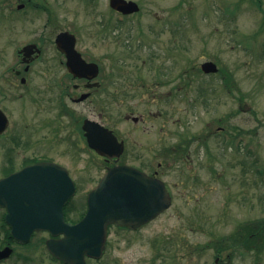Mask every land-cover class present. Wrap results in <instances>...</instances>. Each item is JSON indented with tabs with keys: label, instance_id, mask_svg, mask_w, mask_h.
<instances>
[{
	"label": "rangeland",
	"instance_id": "rangeland-1",
	"mask_svg": "<svg viewBox=\"0 0 264 264\" xmlns=\"http://www.w3.org/2000/svg\"><path fill=\"white\" fill-rule=\"evenodd\" d=\"M132 1L140 12L104 36L98 35L101 25L117 17L109 0L52 3L58 30L75 31L80 49L101 62L105 77L119 73L122 86L133 84L125 87L132 92L115 103L106 98L102 107L87 105L86 115L100 119L102 113L100 121L126 142L122 161L158 171L173 198L172 207L140 233L112 232L111 264H214L213 242L264 221V0L262 10L256 0ZM18 4L0 0V75L45 23L43 17L20 29ZM209 61L233 74L239 88H233L234 95L224 87L221 72L200 70ZM39 78L34 76L33 86ZM184 78H190L188 87ZM179 84L183 88L176 92ZM24 99L13 103L12 116L32 124V102ZM26 107L30 117L20 119ZM191 141L185 154L178 149ZM169 149L179 151L176 160ZM80 153L71 147L60 160L78 184L74 203L83 207L106 164ZM260 255L264 264V250ZM254 259L235 255L231 264H254Z\"/></svg>",
	"mask_w": 264,
	"mask_h": 264
},
{
	"label": "flooded vegetation",
	"instance_id": "flooded-vegetation-1",
	"mask_svg": "<svg viewBox=\"0 0 264 264\" xmlns=\"http://www.w3.org/2000/svg\"><path fill=\"white\" fill-rule=\"evenodd\" d=\"M90 1L92 3L93 0ZM18 2L17 10L23 13L17 18L20 29H27L36 20L43 17L45 23L38 30H35V39L27 42L18 50L15 64L8 69V72L0 75V111L8 118L6 129L0 133V181L28 167L51 164L61 166L68 171L76 186L74 197L64 206V219L67 223L78 224L88 212L89 193L98 183L88 192L83 207H78V204L74 203L78 194L77 181L67 165L60 160V157L62 154L63 156L67 153L70 155V148L74 147L81 152L80 155L82 152H89L94 157L104 161L106 171L114 166L126 165L127 163L122 161L127 152L125 140L120 138L116 130L100 121L103 118L102 113L99 114L100 119L89 118L86 115V106L94 104L98 108L102 107L106 98L115 103L118 101L119 95L123 96L130 91L132 92V90L126 91L125 87H130L133 84L122 86L120 82L122 75L119 73L109 74L110 78L105 77L102 73L101 62L87 58L80 49L79 35L70 29L58 30L55 25L56 19L53 17L54 5L52 3H55V0H18ZM112 11L117 17L107 20L106 24H102V30L98 32V35L104 36L114 33L124 25L119 23L118 14L121 13ZM120 16L126 21L130 17L122 14ZM0 17H2L1 14ZM63 33L74 36L75 49L86 62L95 63L99 66L100 72L97 77L91 78V75H80L71 70L70 58L58 47L57 43L58 37ZM70 45L71 39L69 38L66 46ZM144 46L138 45L137 47L141 49ZM28 47L31 49L24 52V49ZM49 50L53 51V55L47 56ZM155 57L156 54H152V58ZM34 76L40 77L36 86L32 85ZM164 83L158 82V84ZM143 86L145 87L144 84ZM181 89L182 84H179L176 87V92H180ZM13 91L19 93L12 96L10 93ZM23 98L32 102L30 104L31 110H29L31 111L30 115L33 113L32 124L29 121H14L13 119V103ZM29 111L26 107L20 119H28L30 117ZM87 120L108 128L124 144V153L119 159L104 157L89 146L87 131L85 130ZM142 120L143 118H133V121L137 123ZM74 139L76 140L74 141ZM192 145V141L185 147L180 143L178 149L189 150ZM61 146H64L65 150L62 153L59 151ZM56 152L58 155L59 152L61 153L60 157L56 158ZM163 156L166 157L167 153H164ZM138 169L150 177L164 181L159 176L158 171L148 172L146 169ZM8 214V207L3 203L0 196V264H111L113 261L110 260L109 242L112 232L136 234L153 222L141 225L136 229L110 225L102 254L99 257L84 255L82 258L78 255L72 257L71 252L62 247L61 241L65 239V234L55 235L48 230H35L32 233L14 232L13 226L8 222ZM76 214L78 216L74 218ZM259 222H251L249 225L253 224L255 225L254 228L257 229ZM258 229L260 230V227ZM219 240L211 244V249L216 254L214 264H231L235 255L243 257L244 254L254 256V264H262L263 258L260 254L264 250V234L261 231L247 233L244 225L236 232ZM225 254L228 260L226 263L223 261Z\"/></svg>",
	"mask_w": 264,
	"mask_h": 264
},
{
	"label": "water",
	"instance_id": "water-1",
	"mask_svg": "<svg viewBox=\"0 0 264 264\" xmlns=\"http://www.w3.org/2000/svg\"><path fill=\"white\" fill-rule=\"evenodd\" d=\"M110 6L125 14L139 11L138 4L133 1L110 0ZM69 38L71 45L66 46ZM57 43L70 58L69 65L74 73L91 75V78L98 75V65L86 63L75 50L73 35L63 33ZM29 49L25 48L24 52ZM202 70L207 74L218 72L213 62L204 63ZM7 125V118L0 111V133ZM85 130L89 146L102 156L119 158L123 153L124 144L109 129L87 120ZM75 192L68 171L56 164L28 167L0 181V196L8 207V222L14 232L48 230L55 235L65 234L61 245L71 252L72 257H99L105 248L110 225L136 229L155 219L172 204L162 181L126 165L110 168L104 174L88 196L86 216L74 225L65 222L63 209Z\"/></svg>",
	"mask_w": 264,
	"mask_h": 264
},
{
	"label": "trees",
	"instance_id": "trees-1",
	"mask_svg": "<svg viewBox=\"0 0 264 264\" xmlns=\"http://www.w3.org/2000/svg\"><path fill=\"white\" fill-rule=\"evenodd\" d=\"M256 4L258 5V7H260L259 9H262L261 0H256ZM220 72L223 75V79H224V83H225V88L228 89L229 93L231 92V94L234 95L233 88L234 87L236 89H239V88H237V86L235 84V79H234L233 74H231L229 71H226L224 69H221ZM184 80L187 81L185 85L188 87L190 85V78H188V79L184 78ZM168 153L169 154H172V159L173 160H176V157H177V154L179 153V151H176L175 152V151H173V149H169L168 150ZM183 153L185 154V151L184 150H183ZM258 226L260 227V230L258 228L257 229L254 228V230H253L252 229L253 228L252 226H248V227H246V232L247 233H254V232L261 231V233L264 234V221L262 223L258 224Z\"/></svg>",
	"mask_w": 264,
	"mask_h": 264
}]
</instances>
